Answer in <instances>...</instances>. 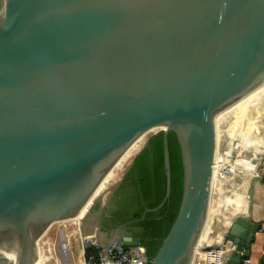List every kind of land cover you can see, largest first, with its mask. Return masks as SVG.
<instances>
[{
	"label": "water",
	"instance_id": "water-1",
	"mask_svg": "<svg viewBox=\"0 0 264 264\" xmlns=\"http://www.w3.org/2000/svg\"><path fill=\"white\" fill-rule=\"evenodd\" d=\"M263 83L264 0H0V247L16 248L14 264H33L44 232L76 217L129 147L159 129L165 194L144 214L170 195L169 133L182 191L148 264H191L214 118ZM99 220L89 212L80 226L99 248L141 245L140 227L104 233ZM256 230L233 220L223 264L249 260Z\"/></svg>",
	"mask_w": 264,
	"mask_h": 264
},
{
	"label": "trees",
	"instance_id": "trees-1",
	"mask_svg": "<svg viewBox=\"0 0 264 264\" xmlns=\"http://www.w3.org/2000/svg\"><path fill=\"white\" fill-rule=\"evenodd\" d=\"M167 145L170 195L162 208L154 213L144 214L146 210L157 208L165 194L162 133H157L147 140L144 148L133 158L113 191L110 203L100 213L102 232L123 225L140 227V246L145 249L148 260L156 255L175 219L181 200L180 158L175 137L171 133L167 135ZM98 209V205L93 207V211ZM87 252L90 253L89 250Z\"/></svg>",
	"mask_w": 264,
	"mask_h": 264
},
{
	"label": "bare ground",
	"instance_id": "bare-ground-1",
	"mask_svg": "<svg viewBox=\"0 0 264 264\" xmlns=\"http://www.w3.org/2000/svg\"><path fill=\"white\" fill-rule=\"evenodd\" d=\"M263 108H264V83L260 87L256 88L254 91L250 92L249 94H247L246 96H244L243 98H241L240 100H238L237 102L226 108L224 111L219 113L214 118L215 133L218 131L217 129H219L220 126L219 121L223 116L231 115L235 120L236 126H237V122L243 119L242 121L243 125L245 124L247 127H249L251 125L252 120L259 115V112L261 113ZM145 136L146 134L140 137L138 140H136L129 147V149L123 154V156L119 159L116 165L109 172V174L104 178L102 183L98 186L91 199L80 210V212L76 215V217L68 221L52 224L44 232V234L36 241L35 244L36 258L33 264H83L82 257H83L84 246L82 244L83 243L82 241L83 239L85 240L90 237H84L81 234L80 231L81 222L88 217L93 202L98 197H100V195L103 193V191L106 188H108V185L117 181L123 169L126 166H128L132 158L141 149L144 143ZM215 136H216V148H215L214 163H213L214 168L212 169L211 189L214 185L215 172H216L215 170L217 165L216 163L218 158L217 157L218 134L216 133ZM245 144L250 145L252 154L249 158L250 160L244 162L242 166L239 163L241 167L238 169V171L239 172L244 171L249 176L255 170L257 166L256 163L259 162L264 152V138L261 140H256L255 138H253L252 141L249 138V140H247ZM244 190L245 191L247 190L246 186H244ZM217 206H218L217 211H219V209L222 208L231 217L242 216L246 212V204L242 200L240 201L238 199L237 200L228 199V200L220 201L217 203ZM212 211L213 209L209 207L207 212V218L209 214L212 213ZM207 218H206V222H207ZM206 222L198 238L196 249H199L198 247L202 246L201 243L211 242L210 238L208 237V231L206 230L207 229ZM55 227H57L58 229V234L60 239V242L58 244H55L52 239L48 238V233ZM64 227L66 228V230H64ZM73 237H75L74 240L70 241V239ZM0 259H4L8 264L16 263L18 261V252L16 248L1 246Z\"/></svg>",
	"mask_w": 264,
	"mask_h": 264
},
{
	"label": "rangeland",
	"instance_id": "rangeland-1",
	"mask_svg": "<svg viewBox=\"0 0 264 264\" xmlns=\"http://www.w3.org/2000/svg\"><path fill=\"white\" fill-rule=\"evenodd\" d=\"M242 121L243 119L239 120L236 126L235 120L231 115L223 116L219 121L220 126L219 129H217L218 131L216 132L218 134V141H217L218 158L216 163L217 165L215 170L216 172H215L214 185L210 191V198L208 203V208L209 207L212 208L213 211L211 214H209L206 222L207 224L206 230L208 231V237L210 238L211 242L201 243L202 246L198 247L200 249L206 247L213 249L222 245V243L226 242V237L229 233L233 220L236 218V216L231 217L222 208L219 209V211H217L218 210L217 203L228 199H236V200L238 199L244 202L247 191L244 190V186H246L248 189V184L250 182V179L254 175H257V171L264 157V152H263L259 162L256 163L257 166L255 170L252 172L251 175L248 176L244 171L241 172L238 171V169L242 166L244 162L250 160L249 158L252 154L250 145L249 144L246 145L245 142L249 140V138L251 141L253 140V138H255L256 140H261L264 138V108L262 109L261 113L259 112V115L252 120L251 125L249 127H247L245 124L243 125ZM159 131H160L159 129H155L152 130L150 133L148 132V134H146V136L144 137L143 145H145V143L151 136L157 134ZM130 163L128 164V166L130 165ZM239 163L241 164V166ZM128 166H126L123 169L117 181L108 185V188H106L103 191V193L100 195V197H98L93 202L91 206L92 210L90 211V214L93 217H96L97 214L100 213V211L106 207L113 190L119 183L122 175L125 173ZM95 205H98L99 209L97 211H93V207ZM90 222L92 223L93 221ZM64 230H66L65 227ZM102 237H103L102 239L107 238L106 235ZM48 238L52 239L55 244H58L60 242L57 227L53 228L48 233ZM74 238L75 237L71 238L70 241L74 240ZM82 242L85 251V246L87 245L86 239L85 240L83 239ZM85 262L86 261H83V264H85Z\"/></svg>",
	"mask_w": 264,
	"mask_h": 264
},
{
	"label": "built area",
	"instance_id": "built-area-1",
	"mask_svg": "<svg viewBox=\"0 0 264 264\" xmlns=\"http://www.w3.org/2000/svg\"><path fill=\"white\" fill-rule=\"evenodd\" d=\"M262 232L264 233V231ZM89 237L86 239L85 251L83 248V261H86L85 264H148L145 249L141 246L124 249L119 244L102 249L98 247L94 235ZM88 250L90 253L87 252ZM233 250L234 246L231 243L230 246L222 243V245L213 249L207 247L195 249L193 264H223ZM246 263L247 261L243 264ZM257 264H264V248L260 252V259Z\"/></svg>",
	"mask_w": 264,
	"mask_h": 264
},
{
	"label": "crops",
	"instance_id": "crops-1",
	"mask_svg": "<svg viewBox=\"0 0 264 264\" xmlns=\"http://www.w3.org/2000/svg\"><path fill=\"white\" fill-rule=\"evenodd\" d=\"M254 176H257L258 180L253 183L252 203H249L247 198H245L244 203L246 204V212L241 218L247 223L259 226L260 230H256L254 234V241L251 244L249 260L246 264H257L260 259V252L264 248V233L262 232L264 231V157L257 171V175ZM102 240H107V238ZM224 244L230 246L228 241ZM193 261L194 258H192L191 264H193Z\"/></svg>",
	"mask_w": 264,
	"mask_h": 264
},
{
	"label": "flooded vegetation",
	"instance_id": "flooded-vegetation-1",
	"mask_svg": "<svg viewBox=\"0 0 264 264\" xmlns=\"http://www.w3.org/2000/svg\"><path fill=\"white\" fill-rule=\"evenodd\" d=\"M115 189H116V188H115ZM115 189H114V190H115ZM114 190H113V191H114ZM112 194H113V192H112ZM112 194H111V196H110V199L112 198ZM110 199H109V201H108L106 207H107L108 204L110 203ZM101 211H102V210H101ZM101 211H100V213H101ZM105 215H106V214H105ZM101 223H102V221H101V218H100V220H99V225H100V227H101ZM123 226H124V225H123ZM101 228H102V227H101ZM110 231H111V230H110ZM107 232H109V231H107ZM107 232H106V233H107Z\"/></svg>",
	"mask_w": 264,
	"mask_h": 264
},
{
	"label": "clouds",
	"instance_id": "clouds-1",
	"mask_svg": "<svg viewBox=\"0 0 264 264\" xmlns=\"http://www.w3.org/2000/svg\"><path fill=\"white\" fill-rule=\"evenodd\" d=\"M130 239V238H129Z\"/></svg>",
	"mask_w": 264,
	"mask_h": 264
}]
</instances>
